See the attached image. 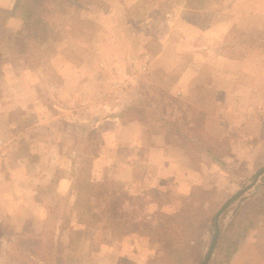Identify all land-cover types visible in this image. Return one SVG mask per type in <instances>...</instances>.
Here are the masks:
<instances>
[{
	"label": "rangeland",
	"instance_id": "rangeland-1",
	"mask_svg": "<svg viewBox=\"0 0 264 264\" xmlns=\"http://www.w3.org/2000/svg\"><path fill=\"white\" fill-rule=\"evenodd\" d=\"M14 4L0 9V38L20 27ZM53 6L21 57L0 53V264H34L36 238L50 264H223L213 235L240 215L251 230L225 264H264V0ZM132 106L143 137L105 120L126 121ZM192 109L172 141L159 114ZM189 126L216 159L184 153ZM152 134L165 135L166 152H150ZM118 147L130 171L114 163L126 158Z\"/></svg>",
	"mask_w": 264,
	"mask_h": 264
},
{
	"label": "trees",
	"instance_id": "trees-1",
	"mask_svg": "<svg viewBox=\"0 0 264 264\" xmlns=\"http://www.w3.org/2000/svg\"><path fill=\"white\" fill-rule=\"evenodd\" d=\"M82 0H16L15 6L19 7L21 10V24L20 27L15 30L12 33L6 34L5 36L0 38V53L4 51L5 47L9 48L10 53L12 56L21 57L22 54H24L25 46L30 43L32 39H34L37 34L47 28L48 26V17L51 15L53 8L56 3L61 2H67L71 5H77ZM21 55V56H20ZM170 98L172 96H169ZM178 102V99L173 97V102ZM128 107L126 108V111L134 112L135 114H129L128 119H137L140 121H143L144 116H142V113L138 112L139 108L136 107ZM159 117L162 122H164V125H168L171 127L172 134H170L168 137H171L172 141L175 138V134L182 133L181 127L182 125H189L190 122H193V120H196V112L195 110H191L190 113H185L184 115L180 116L177 120H169L167 119L163 114ZM175 119V118H174ZM166 123V124H165ZM184 123V124H183ZM188 133L186 134H180L182 135V139L184 141H188L184 145H182V150L184 153L188 155V157H191L194 152L196 151H205L208 155L216 159V152H215V146L209 145L208 142L201 143V146L199 144V141H194V139H200L202 140L200 134H197L194 132V129L189 126L187 128ZM166 131V130H164ZM174 134V136H173ZM179 135V134H177ZM181 137V136H180ZM181 141V140H180ZM178 146H181L179 142H175ZM198 144L199 146L195 145ZM196 157V154H195ZM257 200V199H256ZM257 205V203L254 201L251 207ZM242 215L239 216L238 219L231 222L228 226H225V229L222 230L221 228L217 229V232L213 235L216 236L214 240V246L213 248L218 249L220 248L222 252H220L221 261H223V264L228 262L232 256L235 253V250L238 247V244L247 236L248 231V223L243 222ZM213 221L212 225L213 227L216 225L215 217H212ZM253 222H251V225ZM22 239V238H21ZM39 239L30 240L31 247L33 250H28V260L33 261L34 264H50V262L46 261L44 258H40L39 256L36 258L35 256V250L39 252L38 244L40 241ZM172 240H177L176 237H173ZM212 241V240H211ZM19 242H21L19 244ZM27 240H18V243L15 244L19 251L23 252L25 251V245ZM33 245L37 246V248H33ZM220 250V251H221ZM38 255V254H37ZM215 255V254H214ZM208 261L212 259L213 257L211 255H206ZM39 258V259H38ZM56 259V264H61L60 259L58 256L54 258ZM204 261V260H203ZM203 261L199 262V264H202ZM55 264V263H52ZM198 264V263H197Z\"/></svg>",
	"mask_w": 264,
	"mask_h": 264
},
{
	"label": "crops",
	"instance_id": "crops-1",
	"mask_svg": "<svg viewBox=\"0 0 264 264\" xmlns=\"http://www.w3.org/2000/svg\"><path fill=\"white\" fill-rule=\"evenodd\" d=\"M13 4H14V0H0V9H6V8H10L11 9ZM234 5H235V3L233 4V6ZM13 18H18V17H13ZM240 19L241 18H239V21H240ZM12 21H15V20H12ZM19 21L21 23V19H19ZM232 21L233 20H230L229 23H226V24L224 23V26L226 27V29H228V30L230 29L231 30L232 27L235 26V25H233V23L235 21L234 22H232ZM9 22L11 23V20ZM223 29L225 31V28H223ZM6 30H8V29L6 28ZM240 46H241L242 51H244L246 53V46H244V47H243V45H240ZM241 63H242V71L240 72V77H243L244 79H246L247 78V74H246L247 73V69L246 68H247V63L248 62L246 61V59H244V60L241 61ZM258 66H259V64H258ZM256 74H258V73H256ZM256 74H253V75H255V77H258V75H256ZM259 77H261V76H259ZM185 81H186V77L181 76L180 80H179V83L180 84H184ZM182 91H183V89L181 87V88L176 90V93H181ZM113 116H114V118H112ZM113 116L112 117H110V116L106 117L105 120L106 121H113V119H114V133H118L119 130L120 131H124V130L127 131V129L131 128L134 132H136V137H140V136L143 137L144 127H143V125H142V123L140 121H138L136 119H127L126 121H121L118 113H116V112H114ZM133 131L132 132L128 131V138L126 140L128 143L132 142V144L135 143V140H136L135 133H133ZM116 137H117V134L116 135L114 134V139ZM150 140L154 141V143L150 146V152H152V153L159 152V151H162V150L167 148L166 137H165L164 134H154V135L152 134L150 136ZM128 150H129V148L118 147L119 155L120 156L121 155H126V156H122V157H126V158H122L124 160V162L123 161H119V160H114V163H118L120 165L124 164L126 166V169L128 171H130L131 167H129V166L133 164V160L132 159L128 160V155H127ZM164 151L166 152V150H164ZM165 152H161L160 156L164 155ZM160 158L161 157H159V159ZM114 159H115V157H114ZM161 159H162V162H158L159 161L158 160L156 163H161L162 165H164V161H165L166 158L162 157ZM121 180H123V179H121ZM70 182H71V179H70L69 176H63V177H61L58 180V186L60 185V186H62V188L64 190L69 191Z\"/></svg>",
	"mask_w": 264,
	"mask_h": 264
}]
</instances>
